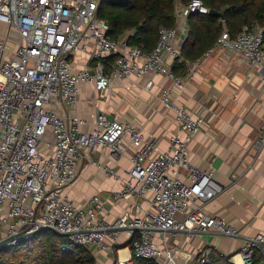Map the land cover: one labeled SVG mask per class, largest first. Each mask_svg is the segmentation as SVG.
<instances>
[{
	"label": "built area",
	"instance_id": "built-area-1",
	"mask_svg": "<svg viewBox=\"0 0 264 264\" xmlns=\"http://www.w3.org/2000/svg\"><path fill=\"white\" fill-rule=\"evenodd\" d=\"M102 1L0 0V242L23 234L9 244L18 246L51 229L72 245L92 250L100 264L99 256L119 253L120 236L126 234L132 257L170 264L171 250L157 243L155 232L238 235V230L206 209L224 191L223 186L212 171L198 169L189 159L190 142L201 130L203 118L178 106L172 92L162 89L161 104L174 112L183 136H172L168 149L157 153L155 143L146 141L134 124L99 113L92 128L84 130L89 123L75 110L85 83L102 93L114 81L137 76L148 78L145 89L150 90L154 85L150 77L162 74L182 89L183 82L172 69L175 62H183L188 18L210 10L201 0L178 1L175 25L161 27L156 47L147 52L143 45L130 44L133 31L117 40L109 36L108 23L98 17ZM11 42L10 57L6 53ZM89 42L94 44L90 50ZM220 50L236 52L242 66L260 71L264 29L246 26L235 37L224 30L203 58L189 64L188 75L194 74L202 59ZM79 52H88L87 65L81 70L72 60ZM110 57L113 64L108 73ZM128 146L136 151L129 179L116 199L134 197L143 203H136L135 214L126 213L110 225L101 218L100 196L80 207L65 190L80 174L84 150H105L117 159ZM255 147H264V127ZM108 172L116 174L110 168ZM210 255L201 251L190 264L209 263ZM238 256L240 264H264V233L247 239L231 258L233 264H238Z\"/></svg>",
	"mask_w": 264,
	"mask_h": 264
},
{
	"label": "crops",
	"instance_id": "crops-1",
	"mask_svg": "<svg viewBox=\"0 0 264 264\" xmlns=\"http://www.w3.org/2000/svg\"><path fill=\"white\" fill-rule=\"evenodd\" d=\"M88 46L92 49L93 42ZM13 48L11 42L7 56L13 55ZM88 52L72 57L77 70L87 65ZM190 63L186 64L184 73L176 74L183 82L182 89L162 74L150 77L154 83L150 90L145 89L148 78L137 76L114 81L102 93L90 84H82L75 113L89 123L84 130L92 128L99 113H105L109 120L130 122L138 127L146 141L155 143L157 153L168 149L172 136H183L174 112L161 104L162 89L172 92V101L178 106L203 118L201 130L190 142L189 159L198 169L212 171L213 178L223 186L224 191L206 209L238 230V235L230 238L215 232H155V237L158 244H165L171 250L170 264H190L201 251H217L233 264L231 258L240 252L244 242L264 233V147H255L264 127V68L259 71L242 66L240 55L227 50L202 59L192 76L188 75ZM112 64L113 60L106 63L108 73ZM128 147L117 159L105 150H84L80 174L65 190L80 207L92 197L100 196L104 203L101 218L110 225L126 213L135 214L136 203H143L134 197L116 199L129 179L127 172L136 151V147ZM109 168L116 174H109ZM182 179H187L184 170ZM127 237L120 236L119 253H105L97 261L130 264L132 251L124 247ZM236 261L240 264L239 257Z\"/></svg>",
	"mask_w": 264,
	"mask_h": 264
},
{
	"label": "trees",
	"instance_id": "trees-1",
	"mask_svg": "<svg viewBox=\"0 0 264 264\" xmlns=\"http://www.w3.org/2000/svg\"><path fill=\"white\" fill-rule=\"evenodd\" d=\"M178 1L187 3L192 0H103L98 17L108 23L112 39L117 40L128 31H133L134 34L129 37L130 44L143 45L150 52L157 45L160 28L175 25V5ZM201 1L209 10L222 12L224 17L199 13L189 16V34L182 47L183 62H175L172 69L175 75L184 73L188 62L201 59L220 39L224 30L235 37L246 26L258 25L264 29V0ZM112 60L113 57H110L106 63ZM65 246L69 249L64 250ZM0 264H96V258L92 250L72 245L66 237L44 229L29 241L0 250ZM130 264L156 263L132 257ZM206 264L231 263L228 257L212 251Z\"/></svg>",
	"mask_w": 264,
	"mask_h": 264
},
{
	"label": "water",
	"instance_id": "water-1",
	"mask_svg": "<svg viewBox=\"0 0 264 264\" xmlns=\"http://www.w3.org/2000/svg\"><path fill=\"white\" fill-rule=\"evenodd\" d=\"M101 3H102V2H101ZM209 14L212 15V16L220 17V18H223V17H224V15H223L222 12H218V11H216V10H210V11H209ZM55 233L58 234V235H60V234L57 233V232H55ZM60 236H62V235H60ZM21 238H23V234H19L17 237H14V238H9V239L3 240L2 242H0V250H2V249H7V248H11V247L9 246V244H10L11 242H13L14 240L21 239ZM22 243H23V242H22ZM130 243H131V242H128V243L126 244L125 247H128V245H129ZM20 244H21V243H20ZM129 246H130V245H129Z\"/></svg>",
	"mask_w": 264,
	"mask_h": 264
},
{
	"label": "bare ground",
	"instance_id": "bare-ground-1",
	"mask_svg": "<svg viewBox=\"0 0 264 264\" xmlns=\"http://www.w3.org/2000/svg\"><path fill=\"white\" fill-rule=\"evenodd\" d=\"M238 257H239V256H238ZM238 257H237V258H238ZM235 260H236V259H235ZM239 261H240V258H239Z\"/></svg>",
	"mask_w": 264,
	"mask_h": 264
},
{
	"label": "rangeland",
	"instance_id": "rangeland-1",
	"mask_svg": "<svg viewBox=\"0 0 264 264\" xmlns=\"http://www.w3.org/2000/svg\"><path fill=\"white\" fill-rule=\"evenodd\" d=\"M55 232V231H54Z\"/></svg>",
	"mask_w": 264,
	"mask_h": 264
}]
</instances>
